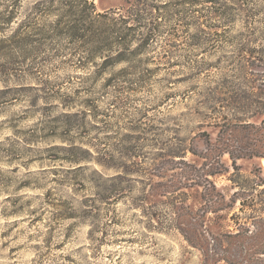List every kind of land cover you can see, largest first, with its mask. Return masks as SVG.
Returning <instances> with one entry per match:
<instances>
[{
  "label": "rangeland",
  "instance_id": "obj_1",
  "mask_svg": "<svg viewBox=\"0 0 264 264\" xmlns=\"http://www.w3.org/2000/svg\"><path fill=\"white\" fill-rule=\"evenodd\" d=\"M93 1L100 11L126 12L135 0ZM185 25H178L177 46L153 41L156 72L147 87L128 94L129 108L109 104L116 93L101 88L124 64L109 68L92 94L73 91L98 66L48 64L0 81V264H264V108L211 107L200 94L233 73L240 44L254 31L243 22L214 28L201 21L190 32L215 40L192 47ZM54 47L30 57H79L65 41ZM164 47L179 56H165ZM191 51L227 70L199 74L184 56ZM94 98L98 107L86 106ZM66 111L80 112L71 117L79 125L59 134L51 120ZM80 139L107 142L101 147L113 146L117 157L118 145L136 146L137 156L126 161L140 164L129 173L96 162L72 170L68 158L80 152L63 145ZM226 149L247 153L238 168ZM176 150L182 156L171 154ZM94 169L123 177L105 182ZM106 185L124 188L105 202Z\"/></svg>",
  "mask_w": 264,
  "mask_h": 264
},
{
  "label": "trees",
  "instance_id": "obj_2",
  "mask_svg": "<svg viewBox=\"0 0 264 264\" xmlns=\"http://www.w3.org/2000/svg\"><path fill=\"white\" fill-rule=\"evenodd\" d=\"M25 1L0 0V81L4 83L15 76L23 78L33 75L36 70L48 64H59L58 67L62 64H76L81 71L98 66L97 74L93 76V72L88 71L90 73L84 77L85 84L73 91L77 94L83 89L92 94L97 92L98 79L109 68L124 64L119 71L105 79L101 88L103 95L105 92L109 94L112 89L115 91L116 95L109 104L129 108L134 99L128 94L147 87L156 72V67H150L152 56L149 53L153 41L164 37L167 45L177 46L176 38L180 36L178 25L181 22L186 24L183 32L187 33L188 45L201 46L215 40L198 31L190 32L201 21L214 28L243 22L254 31V35H245V42L240 44L237 59L231 64L233 73L225 74L223 80L200 94L211 107L218 106L239 113L248 108H264V0H169L159 4L154 0H135L126 12L122 8L100 11L93 0H31L28 4ZM228 40L234 42L236 39L233 37ZM61 41H65L68 49H74L75 55L79 57L56 63L49 57L42 60L30 57V54L41 53L46 49L53 51L56 49L55 43ZM164 55L173 58L179 56L176 51L165 47ZM198 55V52L191 51L184 56L199 74L210 70H227L219 61L204 62L198 59ZM174 62L179 64L177 60ZM47 85L54 86L55 83L47 81ZM72 100L73 103L78 102L76 98ZM95 100H87L86 106L97 108ZM79 113L66 111L51 121L59 134L63 131L62 126L72 131L79 125V119L71 117ZM64 117L67 119L64 120ZM89 140L80 139L81 145L73 141L63 145L68 151H77L75 156L80 152L78 157L68 158L75 163L72 170L86 169L88 165H82V162H96L105 169L115 168L129 173L131 165L140 164L137 160H133L132 164L126 161V158L132 160V157L137 156L136 146L118 145L117 150L122 152V156L117 157L111 153L116 151L113 146L108 145L111 151H107L106 145L101 147L100 144L107 142ZM184 150L197 154L191 148L186 147ZM225 152L230 153L235 168H238L237 159L247 155H235L229 149ZM171 154L182 156L181 151L177 150ZM94 170L105 182L123 177L121 173L109 176L104 171ZM123 188L120 185L104 186L101 200L108 202L113 198L114 191H123ZM259 253L264 254V251Z\"/></svg>",
  "mask_w": 264,
  "mask_h": 264
}]
</instances>
